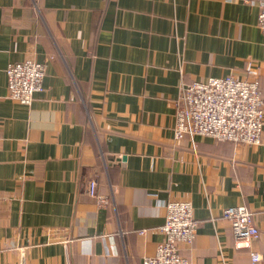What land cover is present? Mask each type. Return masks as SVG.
Instances as JSON below:
<instances>
[{
  "label": "crops",
  "instance_id": "obj_1",
  "mask_svg": "<svg viewBox=\"0 0 264 264\" xmlns=\"http://www.w3.org/2000/svg\"><path fill=\"white\" fill-rule=\"evenodd\" d=\"M258 13L243 0H0V264H142L176 199L197 222L183 256L252 264L257 251L264 264V129L257 145L174 132L182 82L251 68L264 99ZM26 58L46 65L30 104L8 98L7 66ZM237 204L260 229L248 247L222 215Z\"/></svg>",
  "mask_w": 264,
  "mask_h": 264
},
{
  "label": "built area",
  "instance_id": "obj_2",
  "mask_svg": "<svg viewBox=\"0 0 264 264\" xmlns=\"http://www.w3.org/2000/svg\"><path fill=\"white\" fill-rule=\"evenodd\" d=\"M259 7L258 26L264 32V0H243ZM8 98L30 104L35 94L43 90L46 65L33 58L10 63L6 69ZM248 68L247 77L234 74L209 77L191 83L182 82L180 97L176 103L175 137L208 136L216 140H228L246 145L262 141L264 129V99L257 77ZM1 130V126H0ZM88 193L100 205L110 202L98 192V182L88 183ZM2 196L0 194V202ZM229 221L237 245L248 247L260 234L253 211L244 204L231 205L223 210ZM197 222L191 201L170 200L166 204L165 222L160 226L163 239L152 256H145L142 264H195L180 252V243H192L196 236ZM145 230H141L143 234ZM22 253V259H24ZM263 256L251 251L252 264H259ZM24 264V260L22 261Z\"/></svg>",
  "mask_w": 264,
  "mask_h": 264
}]
</instances>
